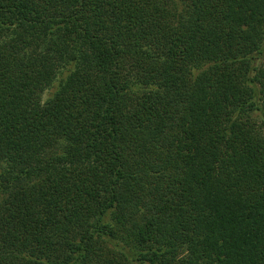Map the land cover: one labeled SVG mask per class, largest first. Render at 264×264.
Wrapping results in <instances>:
<instances>
[{"label": "trees", "instance_id": "obj_1", "mask_svg": "<svg viewBox=\"0 0 264 264\" xmlns=\"http://www.w3.org/2000/svg\"><path fill=\"white\" fill-rule=\"evenodd\" d=\"M0 264H264V0H0Z\"/></svg>", "mask_w": 264, "mask_h": 264}]
</instances>
